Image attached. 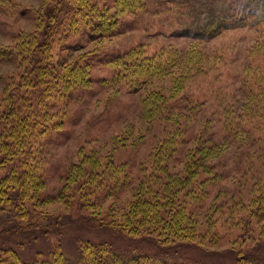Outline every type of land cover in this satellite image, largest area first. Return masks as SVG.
<instances>
[{
	"label": "rangeland",
	"instance_id": "obj_1",
	"mask_svg": "<svg viewBox=\"0 0 264 264\" xmlns=\"http://www.w3.org/2000/svg\"><path fill=\"white\" fill-rule=\"evenodd\" d=\"M55 1L0 0V114L21 103L12 116L25 114L33 137L24 142L30 173L20 200L63 234L17 233L0 211V258L9 248L28 261L57 245L72 254L82 240L196 264H236L235 253L262 243L255 256L264 257V23H234L253 12L251 0H90L117 28L103 37L89 18L63 19L48 42L61 80L38 95L18 81L33 70L42 7ZM222 16L232 27L195 37ZM74 66L85 69L75 80ZM10 170L2 165L0 175ZM139 194L158 202V218L131 210ZM123 224L133 236L113 228ZM183 229L197 244L171 245Z\"/></svg>",
	"mask_w": 264,
	"mask_h": 264
},
{
	"label": "trees",
	"instance_id": "obj_2",
	"mask_svg": "<svg viewBox=\"0 0 264 264\" xmlns=\"http://www.w3.org/2000/svg\"><path fill=\"white\" fill-rule=\"evenodd\" d=\"M134 1L137 3H144L143 0ZM251 2L254 6L253 12H251L249 16L247 14V16L245 15L241 17V19H235V24L236 22L245 21H249L253 25H260L264 23V0H251ZM41 15L43 24L42 37L39 40L32 38L34 43L30 50L31 53L29 62L31 65L29 67H31L33 70L27 76L26 73H23L21 75V79L18 81H24V78H26V81L30 84H33V87L37 89L36 94L38 95L41 94V85L44 84L48 86L57 80H61L60 75L58 74L49 57L48 42L50 37L56 32L57 27H61L63 25V19H69L71 15L77 16L82 21L86 20V18H89V23L92 26L91 30L94 29L99 36L103 37L112 30H115L118 24L117 21L114 20V17L111 16V14H108L106 9L100 7L98 4L91 3L90 0H56L53 4H45L42 7ZM227 19L234 18L224 16L219 18H210L198 31L195 37H197V39H205L218 35L223 30V28L232 27L234 24L232 20L227 21ZM70 23L71 22L68 21L69 35L73 31L72 27H74V25L71 27ZM54 29L55 31H53ZM60 32H63V29H61ZM121 59L128 61L129 56ZM119 60L120 58L118 56L114 61ZM86 65L90 66V63L86 62ZM84 72L85 69H79L78 67L74 66L68 74L69 76L74 74L73 80H75V78H81L84 75ZM45 81H49L50 83H46ZM17 84L18 83L16 82V87L19 86ZM49 88L51 87H48L47 89ZM44 91L47 90L45 89ZM20 107V102L16 103L15 101L11 100L8 108H6V110L0 114V125L1 123L9 124V127L5 125L0 126V167L3 165L4 168H6L10 167L11 165V172H8L6 175H0V211L5 213L7 217V223H9L17 233L21 232L23 235L34 236L39 233L47 234L48 232H54L57 235H62V231H58V229L53 231V226L50 225L49 218L45 217L41 212L30 211L20 200V198H23L25 195L26 181L28 174L30 173H26V171L30 168L27 165L28 162L23 160V156L26 157V153H30V150L27 148L24 142L30 140L33 137V132H30L32 130L27 128L30 125L28 122H26V119L28 120L27 116H25L23 113H21L19 118L12 116V113L16 109L19 110ZM164 148L165 146L158 149V152L154 154L152 159L149 161V166L152 172H155L159 167V163L162 158V155L159 151H164ZM197 154L198 152H195L194 154L187 157L188 165H193ZM17 156L22 158L17 159V161L21 160L22 164L19 165V171L16 170V173H13L12 162ZM165 156L166 158L170 157V155ZM183 168L185 174L188 175V172L191 170H188L185 162L183 163ZM160 172L166 174L169 178L176 177L171 173V171H167V169H161ZM25 173L26 176H24ZM12 174L15 175V177H13L14 180L10 181L9 179L12 178ZM87 177L90 178V174L87 175ZM157 203L158 202L156 200L151 198L147 199L146 194H139L136 197L135 204L133 207H131V210L139 212L143 215V217L146 218H158L156 214L154 215L153 210L155 209ZM182 210L184 211L183 208ZM135 212H133V214H135ZM180 212L182 211H179V213ZM178 215L179 214H176L175 217ZM185 218V215L184 217L181 215L179 218H175V220L181 222ZM94 221L100 225L111 226V223H107L105 221ZM113 228L133 236L134 229L128 225H116ZM182 232L184 235L183 237L179 238V242L173 243L171 245L180 243L189 245L197 244L191 237H194V234L191 230L188 231V229H183ZM79 245L80 246L78 247L77 251L72 254L64 252L62 247L57 245L55 249L46 255H42L41 257L39 256V258H33L32 260L28 261L20 260L19 253L16 250L8 248L5 250L7 254L5 251H3L2 258H0V264H196L195 262L190 263L188 261L173 260L167 257V255H150L131 250H123L120 252L119 249H116L111 244L106 242L97 243L82 240L79 241ZM262 247V243H259L251 250H241L238 253H235V263L264 264L263 256H255L256 254L260 253ZM122 252H124V255H121Z\"/></svg>",
	"mask_w": 264,
	"mask_h": 264
}]
</instances>
